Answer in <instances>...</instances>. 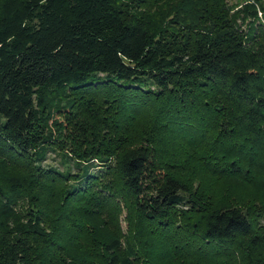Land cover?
I'll return each mask as SVG.
<instances>
[{
    "label": "trees",
    "instance_id": "trees-1",
    "mask_svg": "<svg viewBox=\"0 0 264 264\" xmlns=\"http://www.w3.org/2000/svg\"><path fill=\"white\" fill-rule=\"evenodd\" d=\"M0 264H264V0H1Z\"/></svg>",
    "mask_w": 264,
    "mask_h": 264
},
{
    "label": "rangeland",
    "instance_id": "rangeland-1",
    "mask_svg": "<svg viewBox=\"0 0 264 264\" xmlns=\"http://www.w3.org/2000/svg\"><path fill=\"white\" fill-rule=\"evenodd\" d=\"M1 1V0H0ZM251 0H249L250 2ZM230 5L234 7V12L239 10L245 3L246 0H229ZM261 17V14H260ZM247 27L244 25L243 30H246ZM66 155L63 153H59L56 150H49L46 153V157L44 161L41 163V165L45 168H56L60 171H67L68 169L72 170V172L75 174H79V168L74 164V162L70 161ZM75 184V183H74ZM216 183H212L210 180L209 182L207 180H204V182L201 184V189L208 193H210L214 198L217 200L223 201V200H229V197H226V194L224 193V189L227 188L225 185H215ZM237 189V194L241 195L242 199H244L245 203L253 204L254 202V196H257V192L255 188L248 187V186H239ZM236 196V195H235ZM126 212L123 211L122 214L119 217L118 224L122 228V230H126L127 224H126ZM113 225V223H111ZM118 225L111 226L110 229L113 232H116L118 229Z\"/></svg>",
    "mask_w": 264,
    "mask_h": 264
}]
</instances>
